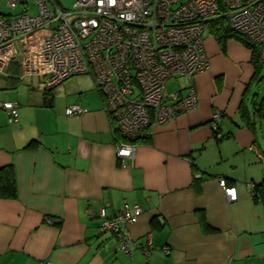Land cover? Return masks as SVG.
<instances>
[{"label":"crops","instance_id":"1","mask_svg":"<svg viewBox=\"0 0 264 264\" xmlns=\"http://www.w3.org/2000/svg\"><path fill=\"white\" fill-rule=\"evenodd\" d=\"M204 46L209 68L190 82L196 107L128 138L93 78L42 91L37 77L19 78L15 62L0 74V103L19 113L10 122L0 105V168L11 166L15 187L0 195V264H264V203L252 193L264 175V96L255 90L263 74L252 79L251 50L236 39L222 47L210 32ZM73 103L87 112L66 115ZM121 141L136 145L132 157L117 156ZM220 178L235 187V201ZM134 205L142 211L125 227L137 242L128 255L100 231L99 210L113 216Z\"/></svg>","mask_w":264,"mask_h":264},{"label":"built area","instance_id":"2","mask_svg":"<svg viewBox=\"0 0 264 264\" xmlns=\"http://www.w3.org/2000/svg\"><path fill=\"white\" fill-rule=\"evenodd\" d=\"M2 6L22 8L12 13L1 10ZM221 16L257 44L264 62V0H76L72 9L60 7L55 0H0V74L7 75L8 66L15 62L19 78L37 77L42 91L76 74H89L120 135L128 138L196 107L193 86L167 92L165 84L172 76L190 78L209 68L203 34L207 24ZM0 105L10 122L18 119L14 102ZM85 112L87 108L78 103L65 108L68 116ZM219 118L215 110L216 136ZM135 149L131 142L116 144L120 158L132 157ZM261 161L264 169V157ZM218 182L227 200L235 201V187L224 178ZM141 211L138 205L113 216L104 206L99 210L100 231L111 233L128 255L137 242L125 227ZM151 244L148 234L142 247L147 257Z\"/></svg>","mask_w":264,"mask_h":264},{"label":"trees","instance_id":"3","mask_svg":"<svg viewBox=\"0 0 264 264\" xmlns=\"http://www.w3.org/2000/svg\"><path fill=\"white\" fill-rule=\"evenodd\" d=\"M207 27H209V32H211L217 40L222 43V47H225L226 41L229 38L236 39L240 41L245 47L251 50L252 53V64L254 66V76L252 79H257L258 76L264 73V62L259 60V48L257 44L251 42L246 37L240 35L232 29L228 23L226 16H221L211 20ZM48 91V90H47ZM50 91V90H49ZM261 108V115L264 116V101L259 102ZM246 111V110H245ZM242 115H246L245 112H242ZM222 137V136H221ZM217 138H219L217 136ZM35 143V140H31L26 147H29ZM206 176L201 174L199 177L194 178L196 182L203 180ZM15 193L13 174L11 166H6L0 168V195L3 197L13 196ZM253 198L255 200H261L264 203V175L262 180L259 183H255L252 186ZM261 197V199H258Z\"/></svg>","mask_w":264,"mask_h":264},{"label":"rangeland","instance_id":"4","mask_svg":"<svg viewBox=\"0 0 264 264\" xmlns=\"http://www.w3.org/2000/svg\"><path fill=\"white\" fill-rule=\"evenodd\" d=\"M57 2V4L62 7V8H65V9H72V7L74 6V3L76 0H55ZM21 6H18L16 9L14 10H10V9H6L4 6H2L1 10H4L5 12H12V13H15L17 11H20L21 10ZM31 11L35 12V8L32 7L31 8ZM233 29V28H232ZM234 30V29H233ZM235 31V30H234ZM238 33V32H237ZM206 34H210L209 32V27L206 28L203 36L205 38ZM240 34V33H239ZM242 36L245 37V35L243 34H240ZM247 38V37H246ZM259 48V47H258ZM260 60V58H259ZM261 61V60H260ZM262 62V61H261ZM263 78H264V73H263ZM73 78H79V77H85V78H90L92 80V77L89 75V74H76L74 76H72ZM28 79V78H27ZM27 79H25L27 81ZM191 79L192 77L188 78V77H185V76H172L170 77L167 81H166V84H165V88L167 90V92H175V91H178L180 89H183L185 87H188V86H193L190 82H191ZM35 80V86L36 84L38 83V78L34 79ZM26 81H23V84L21 86H24V83H26ZM194 87V86H193ZM257 88L260 89V95H259V98L260 100H262L263 96H264V79L261 80V84L259 86V84H256V87H255V90L257 91ZM263 132H264V128L262 129ZM261 142H263V138H262V135H261V139H260ZM263 151V150H262Z\"/></svg>","mask_w":264,"mask_h":264}]
</instances>
